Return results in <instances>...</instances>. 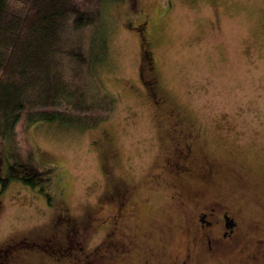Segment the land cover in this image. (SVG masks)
Here are the masks:
<instances>
[{
	"label": "rangeland",
	"instance_id": "rangeland-1",
	"mask_svg": "<svg viewBox=\"0 0 264 264\" xmlns=\"http://www.w3.org/2000/svg\"><path fill=\"white\" fill-rule=\"evenodd\" d=\"M103 12L110 26V55L98 82L114 97L112 108L85 130L56 122L20 123L19 159L31 157L51 180L43 193L11 181L0 194V249L23 244L29 235L47 236L44 228L62 212L77 221H72L78 232L72 243L78 250L98 247L106 231L103 220L112 219L108 230L115 229L117 205L105 197L112 177L133 188L130 210L123 211L116 225L118 237L127 236L132 245L137 241L134 253L148 249L156 257L148 264L178 259L182 264L188 254L186 264H264V0H122L107 4ZM154 25L160 30L151 46L147 37ZM151 72L160 77L169 107L180 119L192 121L207 154L229 162L231 171L225 167L215 179L200 170L191 172L194 179L184 187L177 186L172 173H160L168 157L160 126L176 119L154 103L153 89L144 83ZM105 134L117 157L108 158L107 165L95 144ZM12 151L1 146L2 177ZM238 167L243 169L241 182L232 173ZM181 170L173 172L189 178L190 172ZM204 209L214 210L218 223L225 213L239 220L238 238L216 244L222 255L214 258L208 256L205 239L203 246L200 241L195 245L182 232L188 225L199 239L198 214ZM92 213L102 221L88 230L85 219ZM59 234L56 239L64 245ZM248 253L256 259L245 260ZM45 254L34 253L43 264L75 259ZM141 256L131 264L143 263L147 256Z\"/></svg>",
	"mask_w": 264,
	"mask_h": 264
},
{
	"label": "trees",
	"instance_id": "trees-1",
	"mask_svg": "<svg viewBox=\"0 0 264 264\" xmlns=\"http://www.w3.org/2000/svg\"><path fill=\"white\" fill-rule=\"evenodd\" d=\"M117 1L122 0H0V149L13 150L5 177L0 175V194L11 181L43 193L51 180L31 157L19 159L20 123L56 122L85 130L111 110L115 99L98 77L110 55V26L103 11ZM150 45L146 53L151 58ZM58 215L56 227L61 229L56 234L66 246L57 241L55 250L46 240L42 247L8 244L0 249V264H32L37 252L75 258L63 259L65 264H94L80 259L78 246L71 245L78 233L72 223L76 219L65 212ZM100 248L101 244L92 250L99 253Z\"/></svg>",
	"mask_w": 264,
	"mask_h": 264
},
{
	"label": "flooded vegetation",
	"instance_id": "flooded-vegetation-1",
	"mask_svg": "<svg viewBox=\"0 0 264 264\" xmlns=\"http://www.w3.org/2000/svg\"><path fill=\"white\" fill-rule=\"evenodd\" d=\"M146 17L147 16L144 15L143 18ZM140 26H141V22L137 24V28L139 29ZM159 28L160 27L158 25H154V32L152 34V37L150 36L147 37L149 40L148 41L149 44L152 42L154 44L156 43L155 41H156L157 33L160 30ZM147 69L150 70V66ZM144 83L145 86L147 85L148 88L153 89L154 92L153 97H156V101L154 103L156 105L159 104L162 105L161 107L164 108L168 116L176 119L175 121H171L169 123H166L165 125L160 126V128L163 129L165 133L164 140L167 142L166 153L168 155L166 161L164 162V165H162L161 167L160 173H164V172L172 173L177 179V186H181V187H184L185 183L192 181L191 179H194L191 172L194 173L197 170L204 172V174L205 172L208 173L206 175L209 177L212 176L214 179L215 177L217 178V176L220 173L224 172L225 167H228L229 162H224V161L220 162L207 154V149H206L207 144L205 145V142L203 141L201 134L198 132L197 128L193 125L192 121H189L188 118L180 119L179 115L176 114L175 110L169 107L165 95L160 90V77L156 75V73L154 76L151 72L148 75V78L144 81ZM110 141L111 140L108 137V135L105 134V136L102 137L99 143L97 141L95 142V144H97L101 160L105 165H107L108 158H113V159L117 158L113 150L109 148ZM182 164H184L183 166L187 168L184 169L181 166ZM181 168H183V170H181ZM228 168L231 171L230 166ZM232 169H233L232 173L235 176V178H237L238 181L241 182L243 179L242 177L243 169L240 167L232 168ZM173 170L176 171L181 170L182 173L184 174L186 171H188L190 172L188 175L189 178L185 179L184 177L177 175L176 171L173 172ZM109 181H110L109 183L110 187L108 189V192H106L105 197L107 199L113 200L117 205V211H116L117 214L114 215L115 229L112 232L108 230L109 229L108 224L111 225L112 219L111 220L109 219L108 221L103 220L102 226L103 228L106 227V231L104 232L105 235L101 243V248L103 247V251L99 255V253H97L95 249L94 250L91 249L89 252V250L83 251L81 250V247H79L78 252H80L79 255L80 259L84 260V262H89V263L92 260L96 259L102 262L105 261L106 263L104 264H131L132 259L135 258L144 259V256L141 255H146L147 259H145L143 263L140 264H148L149 261L151 262L152 260L156 259V257H154L151 253H148L149 252L148 249H141V250L137 249L134 253V250L138 246L137 241H135L134 245H132L133 241L128 239L127 236L118 237V231H117L118 227L116 225L119 224L120 218L122 217V214H124L123 211L125 209L130 210V203L128 202L133 193V188L127 185L126 183H124L123 181L118 184L112 177L108 179V182ZM91 215L90 217L87 216L88 219H85L86 224L84 228H87L88 230H89L88 225L93 227L92 223L95 224L97 223L96 225H98V222L102 221L101 218L95 217L94 213H92ZM214 216H216L214 214V210L208 211V209L207 210L204 209L202 212L198 214V221L200 222V226H201L200 235L198 236L199 239H197L195 236L191 234L192 231L190 230L192 229L190 228V226L187 225L182 230V232L188 238L187 241L189 243L197 245L198 244L197 241H200L201 243L199 245L203 246V239H205L207 242L206 247L209 249V251H207L209 253L208 256L211 258H214L216 255H220V256L222 255V253H218V251H216L219 250L216 244L227 243L226 241H228V238L230 239L236 238L240 232L239 220L229 215V213H225L222 217H220L221 219H219V223L214 218ZM56 222L57 221H56V213H55L54 217L51 219L52 224L49 222L47 224L48 228H44L46 232L48 231V235L44 236L40 234L36 236L30 235L24 237L23 244L25 245V247L30 244H32V246L34 247L35 246L42 247L44 241L46 240L50 244V246H52L56 250L55 248L57 244ZM219 228L222 229L223 231L220 232L219 230V233H217V230ZM60 232L64 234L63 231ZM72 242L71 245L77 247L75 243ZM257 242L260 243L262 241L260 240V242L259 241ZM256 257L257 256L255 254L248 253L244 256V259L245 260L256 259ZM190 258H191L190 254L186 255L184 258L185 260L182 261V264H186L188 260H190ZM197 258L201 259L202 256L198 255ZM179 262L180 260L178 259L174 261L172 264H177Z\"/></svg>",
	"mask_w": 264,
	"mask_h": 264
}]
</instances>
